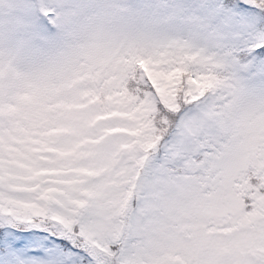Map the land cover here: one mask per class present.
Wrapping results in <instances>:
<instances>
[{
	"label": "snow or ice",
	"instance_id": "obj_1",
	"mask_svg": "<svg viewBox=\"0 0 264 264\" xmlns=\"http://www.w3.org/2000/svg\"><path fill=\"white\" fill-rule=\"evenodd\" d=\"M0 264H264V0H0Z\"/></svg>",
	"mask_w": 264,
	"mask_h": 264
}]
</instances>
